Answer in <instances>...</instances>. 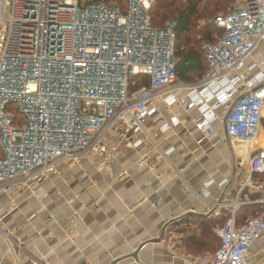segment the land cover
Instances as JSON below:
<instances>
[{"label": "built area", "instance_id": "2783aa9c", "mask_svg": "<svg viewBox=\"0 0 264 264\" xmlns=\"http://www.w3.org/2000/svg\"><path fill=\"white\" fill-rule=\"evenodd\" d=\"M106 1L0 0V194L32 191L63 166L82 169L90 158L107 167L119 145L140 150L152 141L146 122L160 108L197 109L198 129L208 134L221 121L239 168L248 171L238 199L218 203L230 207V218L218 231L221 248L204 264H251V249L264 235V211L242 226L236 212L246 204L240 201L245 191L262 194L253 204L264 205V183L253 178L264 173V150L252 149L264 116V0H238L213 21L225 35L204 45L209 69L196 85L178 82V25L153 26L156 0H109L125 8ZM258 51L262 61L251 62ZM138 76H147L149 85L131 94ZM179 124L174 117L161 130ZM112 136L118 145L108 146ZM149 160L143 157L138 168L152 170ZM227 185H220L222 197L230 195ZM198 197L207 201L208 192Z\"/></svg>", "mask_w": 264, "mask_h": 264}, {"label": "crops", "instance_id": "0c3cea01", "mask_svg": "<svg viewBox=\"0 0 264 264\" xmlns=\"http://www.w3.org/2000/svg\"><path fill=\"white\" fill-rule=\"evenodd\" d=\"M256 53L251 62L262 61L263 53ZM174 117L180 124L162 131ZM200 118L197 109L160 108L146 122L152 141L140 150L119 145L107 167L99 157L90 158L82 169L63 166L32 191L0 194V264H204L220 243L219 226L212 230L215 243L209 222L231 211L218 203L235 202L247 174L225 129L217 133L216 122L205 134L197 126ZM118 143L112 136L108 146ZM147 155L152 170L138 168ZM224 181L228 197H222ZM204 191L207 201L198 197ZM240 201L253 204L242 196ZM250 262L264 264V235L252 247Z\"/></svg>", "mask_w": 264, "mask_h": 264}, {"label": "trees", "instance_id": "16d2710c", "mask_svg": "<svg viewBox=\"0 0 264 264\" xmlns=\"http://www.w3.org/2000/svg\"><path fill=\"white\" fill-rule=\"evenodd\" d=\"M106 2L110 6L119 5L125 8V2L123 1L113 3L107 0ZM220 2L232 4L235 0H156L155 5L151 9L152 24L155 28H164L169 21H176L178 23L176 58L178 60V81L181 83L196 85L204 79L208 72V62L202 48L206 44L217 43L224 37L225 32L213 25L204 26L202 27L204 34L200 35L204 41L201 43L200 39L196 40L193 31L196 23L206 19L214 21L218 16L231 11L226 12L227 6L224 7ZM148 85L149 78L147 76H138L131 82L130 93H136ZM253 178L256 181L264 183V173L255 174ZM242 197L244 200L249 199L251 202H255L263 198V195L245 191ZM263 211L264 205L252 204L240 207L236 212L237 226H242ZM241 212L246 213L243 219H239ZM229 218L230 215L227 212H223L221 217L216 219V221L209 222V229L212 232L211 237L215 243L217 241L214 238L212 230H215L217 226L219 228L225 226ZM220 248L221 240L219 243Z\"/></svg>", "mask_w": 264, "mask_h": 264}, {"label": "rangeland", "instance_id": "374dc122", "mask_svg": "<svg viewBox=\"0 0 264 264\" xmlns=\"http://www.w3.org/2000/svg\"><path fill=\"white\" fill-rule=\"evenodd\" d=\"M224 7L225 6H227L226 8V12H228V11H230V10H234L236 7H237V0H235V2H233L232 4H230V3H223V2H220ZM223 14V13H222ZM169 22H171V21H169ZM168 22V23H169ZM213 22V20H202V21H200L199 23H196L195 24V27H194V31H193V33H194V37L196 38V40H199L200 39V41H201V43L204 41L202 38L203 37H201L200 35H203L204 34V31H203V29H202V27H204V26H208V25H211V23ZM201 45H203V44H201ZM204 47V46H203ZM203 49V48H202ZM255 57H256V59L257 60H260V58H262V56H261V54L260 53H256L255 54ZM181 84V83H180ZM185 85V84H184ZM217 114H218V116L220 117V118H223V116L225 117V115H226V112H223V110L221 111V110H219L218 112H217ZM217 127H216V132L218 133L220 130H223L224 129V126L221 124V121H219V122H217ZM259 147V148H258ZM230 148H231V150H233V151H235V149H234V147L232 146V145H230ZM264 149V135H261V138L259 139V141L257 142V144L253 147V149ZM247 168H246V170H245V174H247ZM240 216H239V219H243L245 216H246V213L245 212H241V214H239Z\"/></svg>", "mask_w": 264, "mask_h": 264}, {"label": "bare ground", "instance_id": "6f19581e", "mask_svg": "<svg viewBox=\"0 0 264 264\" xmlns=\"http://www.w3.org/2000/svg\"><path fill=\"white\" fill-rule=\"evenodd\" d=\"M260 138H261V136H260ZM240 148L244 149V148H246V147L243 148V146H240V147H239V150H240ZM252 149H253V147H252ZM244 150L246 151V149H244Z\"/></svg>", "mask_w": 264, "mask_h": 264}, {"label": "water", "instance_id": "95a60500", "mask_svg": "<svg viewBox=\"0 0 264 264\" xmlns=\"http://www.w3.org/2000/svg\"><path fill=\"white\" fill-rule=\"evenodd\" d=\"M254 205H260V204H254ZM133 257L136 258V255H134Z\"/></svg>", "mask_w": 264, "mask_h": 264}]
</instances>
